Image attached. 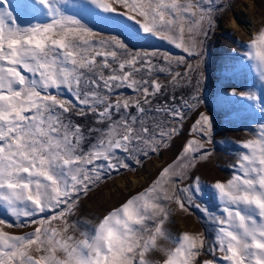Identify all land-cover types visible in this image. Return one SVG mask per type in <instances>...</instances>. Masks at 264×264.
Segmentation results:
<instances>
[{"label": "snow or ice", "instance_id": "obj_1", "mask_svg": "<svg viewBox=\"0 0 264 264\" xmlns=\"http://www.w3.org/2000/svg\"><path fill=\"white\" fill-rule=\"evenodd\" d=\"M35 6L46 22L22 23ZM67 8L110 13L185 55L133 48ZM222 10L218 0H0V210L15 218H0V264H264V124L239 145L230 178L208 185L215 211L197 202L192 175L211 156L212 122L199 108L205 43ZM243 55L264 81V26ZM192 112L174 159L79 230L70 217L81 196L169 150ZM169 203L197 209L213 237L171 236ZM14 227L31 230H5Z\"/></svg>", "mask_w": 264, "mask_h": 264}, {"label": "rangeland", "instance_id": "obj_2", "mask_svg": "<svg viewBox=\"0 0 264 264\" xmlns=\"http://www.w3.org/2000/svg\"><path fill=\"white\" fill-rule=\"evenodd\" d=\"M218 3L223 10L216 13L217 26L209 33L205 43V78L201 89L203 103L199 108V111L206 112L211 118L213 143L207 145L211 156L206 161L199 162L192 172V175L200 177L204 192L201 198H197V202L206 204L213 211L218 205L215 194L208 185L230 178L233 172L230 166L235 164L242 151L239 145L252 137L257 125L264 124V81L259 79L243 55L251 35L264 26V0H218ZM35 7L36 14L22 20V23L46 22L45 10L40 6ZM65 11L78 16L90 28L118 33L133 48L159 50L173 56L185 55L181 49L171 44L151 35H142L135 27L113 18L110 13L91 10L82 12L75 8H67ZM101 17L104 18L103 22ZM231 89L248 93L249 96L230 94ZM190 91L185 88L178 91L177 95L188 96ZM253 95L257 98H250ZM189 115L191 119L185 121L182 134L174 138L169 150L144 158L142 167L131 162L135 172L124 171L120 175H114L93 187L87 196H81L78 211L70 217L72 222L78 224L79 230H90L92 223L107 210L118 206L129 195L147 186L158 171L174 159L186 139L190 138L191 123L197 118L196 112ZM168 207L171 213L164 227L171 236L175 237L183 232L205 231L209 239L213 237L212 226L197 209L192 208L189 213H184L174 203H169ZM0 218L12 221L15 219L3 210H0ZM5 230L22 234L31 228L14 227ZM161 244L167 242L161 241ZM158 258V254L154 256V262Z\"/></svg>", "mask_w": 264, "mask_h": 264}, {"label": "bare ground", "instance_id": "obj_3", "mask_svg": "<svg viewBox=\"0 0 264 264\" xmlns=\"http://www.w3.org/2000/svg\"><path fill=\"white\" fill-rule=\"evenodd\" d=\"M141 184H142V183H141ZM141 184H140V185H141Z\"/></svg>", "mask_w": 264, "mask_h": 264}]
</instances>
